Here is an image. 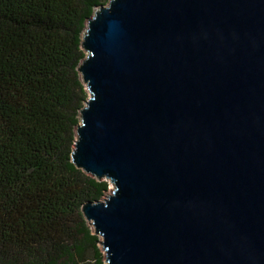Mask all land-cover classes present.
<instances>
[{
    "label": "water",
    "instance_id": "water-1",
    "mask_svg": "<svg viewBox=\"0 0 264 264\" xmlns=\"http://www.w3.org/2000/svg\"><path fill=\"white\" fill-rule=\"evenodd\" d=\"M81 47L105 264H264V0H108Z\"/></svg>",
    "mask_w": 264,
    "mask_h": 264
},
{
    "label": "trees",
    "instance_id": "trees-1",
    "mask_svg": "<svg viewBox=\"0 0 264 264\" xmlns=\"http://www.w3.org/2000/svg\"><path fill=\"white\" fill-rule=\"evenodd\" d=\"M108 0H0V264H101L81 215L107 181L71 161L81 39Z\"/></svg>",
    "mask_w": 264,
    "mask_h": 264
},
{
    "label": "rangeland",
    "instance_id": "rangeland-1",
    "mask_svg": "<svg viewBox=\"0 0 264 264\" xmlns=\"http://www.w3.org/2000/svg\"><path fill=\"white\" fill-rule=\"evenodd\" d=\"M77 73H78V75H79V79H80V81H81V83H83V81H82V78H81V75L79 74V72L77 71ZM83 85H84V83H83ZM85 86V85H84ZM84 89H85V87H84ZM86 91V90H85ZM88 98V92L86 91V99ZM86 101V100H85ZM83 105H84V103H83ZM108 183V190H107V192L105 193V196L104 197H106L108 194H109V192L111 191V186H110V182L109 181H107ZM103 197V198H104ZM85 223H86V225L89 227V229L93 232V230H94V228H93V226L90 224V222H88V221H86L85 220ZM93 234H94V232H93ZM97 238H98V246H97V249H98V251H99V253H100V257H101V264H105V256H104V251L102 250V247H101V245H100V241H101V238L99 237V236H96ZM94 262H95V260L91 257V256H89V259H87V261H86V264H94Z\"/></svg>",
    "mask_w": 264,
    "mask_h": 264
}]
</instances>
